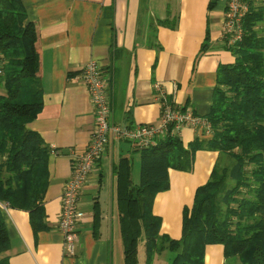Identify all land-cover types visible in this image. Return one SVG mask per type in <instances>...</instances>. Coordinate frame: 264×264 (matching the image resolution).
<instances>
[{
  "label": "crops",
  "instance_id": "obj_1",
  "mask_svg": "<svg viewBox=\"0 0 264 264\" xmlns=\"http://www.w3.org/2000/svg\"><path fill=\"white\" fill-rule=\"evenodd\" d=\"M21 2L37 30L42 102L37 117L26 128L52 149L42 202L48 229L34 232L28 212L6 206L2 216L9 243L3 256L8 264H124L113 167L119 158L129 157L132 178L139 153L131 143L110 142L81 187L79 204L84 216L77 226L72 256L65 254L56 227L71 159L85 149L94 128L80 69L89 60L99 63L108 83L110 120L122 127L156 124L160 95L174 108L205 117L217 67L234 59L221 38L226 1ZM178 137L186 147L196 137L206 140L210 134L184 127ZM217 156L214 151L198 150L190 171L168 170V189L157 193L152 204V213L160 219V234L180 238L183 208L191 207L195 190L208 180ZM226 262L220 244L205 246L203 264ZM137 264H146L142 238L137 244Z\"/></svg>",
  "mask_w": 264,
  "mask_h": 264
},
{
  "label": "trees",
  "instance_id": "obj_2",
  "mask_svg": "<svg viewBox=\"0 0 264 264\" xmlns=\"http://www.w3.org/2000/svg\"><path fill=\"white\" fill-rule=\"evenodd\" d=\"M242 39L229 50L233 62L220 64L205 119L206 140L184 147L167 135L139 153V182L131 181L129 157L113 167L124 264H137L144 240L145 262L165 250L171 264H203L206 245L220 244L225 259L264 264V0H245ZM37 30L21 0H0V264L9 243L2 205L28 212L34 232L47 230L43 198L51 148L26 128L41 110ZM218 154L205 184L182 212L181 236L159 233L152 213L157 193L168 189V170L190 171L198 150ZM97 212L94 226L96 230Z\"/></svg>",
  "mask_w": 264,
  "mask_h": 264
},
{
  "label": "built area",
  "instance_id": "obj_3",
  "mask_svg": "<svg viewBox=\"0 0 264 264\" xmlns=\"http://www.w3.org/2000/svg\"><path fill=\"white\" fill-rule=\"evenodd\" d=\"M225 1L221 38L224 46L230 48L242 39V21L248 11V4L245 0ZM80 74L89 94L94 128L85 149L73 155L71 173L64 182L60 194V211L56 227L62 234L63 247L68 256L74 253L77 226L84 216L79 204L80 189L110 142L127 141L136 148L153 147L167 135L178 136V131L184 127L197 133L211 134L210 124L204 117H199L188 109L172 107L163 95H160L161 113L156 124L134 127L115 124L110 120L108 83L101 74L99 63L94 60L87 61L81 67Z\"/></svg>",
  "mask_w": 264,
  "mask_h": 264
},
{
  "label": "rangeland",
  "instance_id": "obj_4",
  "mask_svg": "<svg viewBox=\"0 0 264 264\" xmlns=\"http://www.w3.org/2000/svg\"><path fill=\"white\" fill-rule=\"evenodd\" d=\"M132 181L135 184L139 182V157H137V162L135 166L132 168ZM174 253L170 250H165L163 254H155L150 262V264H154V258L157 259L156 264H171V260L173 259ZM232 259L236 260V264H241L237 257L228 258L226 264H232ZM146 260V258H145ZM146 263V262H145Z\"/></svg>",
  "mask_w": 264,
  "mask_h": 264
}]
</instances>
